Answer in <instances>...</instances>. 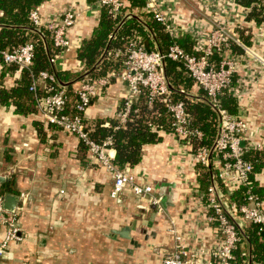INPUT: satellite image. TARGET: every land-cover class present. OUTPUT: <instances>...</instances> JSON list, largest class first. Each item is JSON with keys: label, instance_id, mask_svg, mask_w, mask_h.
Listing matches in <instances>:
<instances>
[{"label": "crops", "instance_id": "crops-1", "mask_svg": "<svg viewBox=\"0 0 264 264\" xmlns=\"http://www.w3.org/2000/svg\"><path fill=\"white\" fill-rule=\"evenodd\" d=\"M234 1H225V9L210 10L202 0H178L174 12L183 28L196 20L211 28L212 14L219 12L240 38L241 32L249 37L245 44L254 52L231 50L240 62L232 86L240 92L238 112L249 125L244 142L263 148L264 23L247 19V9ZM68 8L78 13L67 31L72 45L57 54L54 64L57 69L79 71L83 62L77 49L91 36L102 7L97 0H46L38 7L44 21L63 16ZM21 74V68L10 71L6 85H14ZM126 90L127 82L112 77L88 107V119L116 115ZM35 121L41 122L42 130ZM162 135L161 141L145 144L141 161L132 167L163 193L165 209L158 213L154 204L129 189L113 196L111 172L87 158L77 135L45 123L38 111L19 113L14 104L0 105V176L5 177L0 191L5 202L11 197L4 215L18 217L22 236L10 241L0 264H159L163 253L175 245L169 230L172 220L191 246H211L215 223L206 218L211 209L192 153L196 147L171 131ZM110 153L114 159L116 149ZM263 174L258 176L264 188ZM126 226L137 244L119 232ZM4 234L0 224V241Z\"/></svg>", "mask_w": 264, "mask_h": 264}, {"label": "built area", "instance_id": "built-area-1", "mask_svg": "<svg viewBox=\"0 0 264 264\" xmlns=\"http://www.w3.org/2000/svg\"><path fill=\"white\" fill-rule=\"evenodd\" d=\"M177 1L145 0L143 8L152 12L171 34L189 32L195 40L194 52L178 42L172 43L164 52L159 48L148 49L137 39H132L126 48L127 56L123 69L115 70L110 75L87 74L80 77L74 86V93L77 96L72 105L74 111L67 109L69 105L66 86L58 82L53 72L40 71L30 86L31 90H37L39 83L49 81L46 84V93L37 98L36 107L42 120L79 137L88 150L89 158L98 160L111 172L114 180L111 191L113 196H118L129 189L154 204L158 213L165 209L163 193L158 192L157 186L152 181L139 175L132 167H118L110 153L113 147L112 136H107L102 141L91 137L82 112L105 90L111 77H117L127 82V90L122 95V106L117 112L120 123L123 124L128 120L133 104L143 91H147L150 95V105L160 100L171 114V132L191 145H195L197 140L203 138V131L193 125L186 101L174 95L165 71L167 58L180 61L197 85L207 92L215 106L219 102L218 95L228 88L233 90L236 97L241 96L239 90L232 86L233 76L240 62L235 56L225 53L230 51L232 40L239 42L248 52H254L253 48L240 40L235 26L229 19L228 21L224 19L219 12L212 14L211 28L199 20L191 22L185 28L179 26L174 12ZM225 1L229 0H202L210 10L217 6L225 9ZM97 2L101 7H106L115 17L122 13L127 4L126 0H97ZM169 5H172V8ZM127 13L129 12L125 14ZM77 15L74 9L68 8L63 16H54L44 21L39 9L35 8L30 13V19L37 28L42 25L47 27L54 45L60 47L62 51L69 49L72 45L67 31L76 22ZM35 44V40L30 39L11 48L0 49L1 64L30 66L35 56ZM215 52L222 55L217 61L213 58ZM56 57L52 58L53 63ZM83 68L84 62L81 69ZM180 91L186 92L184 87L180 88ZM217 108L220 112V120L213 144H198L192 151L196 163L207 165L209 168L211 165L212 183L208 185L204 195L211 209V213L206 218L215 223V241L206 249L193 247L188 242L186 234L179 231L176 222L172 220L169 230L173 234L175 245L163 253L159 264H239L237 250H240L242 255L248 256L245 264H264V260L253 262L251 247L241 235L244 224L256 223L264 229V197L251 189L253 164L244 154V141L249 125L239 112L230 113L226 109ZM260 172L263 173L264 169ZM260 172L254 175V179L259 184L263 179L258 176ZM216 175L231 193L242 185H246L247 200L245 202L231 200L219 188ZM4 210L5 194L0 191V224L5 226L4 238L0 241V257L4 255L11 240L22 238L18 217L15 215L8 218L4 215Z\"/></svg>", "mask_w": 264, "mask_h": 264}, {"label": "trees", "instance_id": "trees-1", "mask_svg": "<svg viewBox=\"0 0 264 264\" xmlns=\"http://www.w3.org/2000/svg\"><path fill=\"white\" fill-rule=\"evenodd\" d=\"M44 1L46 0H0V49L11 48L30 39H34L36 43L35 56L30 66L19 67L17 64L5 66L1 64L0 56V105L14 104L15 110L19 113L37 111V98L46 93V84L49 81L39 83L37 90H31L30 86L42 70L53 72L58 82L68 83L66 86L69 105L67 109L74 111L72 105L77 98L74 93V86L77 83L75 80L79 81L81 74L87 69H92L90 74L93 76L110 75L115 70L123 69L127 56L126 48L132 39H137L148 49L159 48L166 52L172 43L178 42L189 51H195V40L189 32L171 34L166 26L153 16L152 12L139 10L145 5V0H131L125 5L122 13L116 17L102 6L98 24L94 27L91 36L84 39L77 49L78 58L84 62L83 69L79 71L57 69L52 58L56 57L61 48L54 45L52 35L47 27L42 25L37 28L30 19L31 11L38 8ZM235 2L247 9V19L254 20L257 24L264 23V0H235ZM128 10L136 12L139 17L132 15L123 20L124 14ZM240 35L241 38L240 36L239 38L242 42H249L247 35L242 32ZM107 47L108 50L105 53ZM231 50L233 53H242L244 46L236 40H232L230 51L225 54L233 55ZM216 55L219 58L222 57L218 52H215L213 58ZM17 68L22 69L21 77L14 85L8 87L5 83L6 75ZM165 71L175 87L173 89L175 97L186 101L193 125L203 131V138L197 140L195 146L198 144L212 145L219 129L220 112L217 107L226 109L230 113H237L239 110V101L233 90L228 88L224 93L218 95L219 102L215 106L207 92L197 85L180 61L167 58ZM182 87L186 92L180 91ZM194 88H198L195 89L198 97H194L190 93ZM149 98V93L143 91L133 104L128 120L123 124L120 123L117 114L96 117L94 120L88 119L87 109L94 99L82 112L91 137L102 141L107 136H112L113 147L116 149L113 162L118 167H133L138 164L143 157L145 144L161 141L162 133L172 130V117L164 103L157 100L154 101V105H150ZM121 106L122 102L117 104V112ZM35 124L42 130L40 121H35ZM81 144L85 146L82 141ZM244 148L245 157L253 164L251 189L262 197L264 188L254 179V175L264 168V147L258 148L254 144L245 143ZM198 167L201 185L207 188L212 183L210 168L201 163H198ZM216 180L219 188L231 200L237 202L247 200L246 185H242L231 193L217 175ZM241 232L243 239L247 240L251 247L253 262L264 260V229L261 225L244 224ZM237 254L238 263L245 264L248 256L242 255L240 250H237ZM245 259L247 260L245 261Z\"/></svg>", "mask_w": 264, "mask_h": 264}, {"label": "water", "instance_id": "water-1", "mask_svg": "<svg viewBox=\"0 0 264 264\" xmlns=\"http://www.w3.org/2000/svg\"><path fill=\"white\" fill-rule=\"evenodd\" d=\"M137 16V17H139V15L138 14H136V13H133V12H129V13H127V14H125L124 15V18H123V20L124 19H126L127 17H129V16ZM113 37V35L111 36V38ZM107 50H108V47L106 48V50H105V53L107 52ZM104 53V54H105ZM91 71H92V69H88L87 71H85L82 75H81V77H83V76H85V75H87V74H90L91 73ZM60 83L62 84V85H64V86H67V82H61L60 81ZM170 83V86L174 89L175 87L173 86V84L171 83V81L169 82ZM192 96H194V97H198V95H194V94H191ZM210 168H211V165H210ZM5 177L4 176H0V180H2V179H4ZM9 199H11V197H9ZM9 199L7 200L6 199V202H5V205L7 206L8 205V203H9ZM12 201V200H11ZM10 201V202H11ZM8 202V203H7ZM119 232L121 233V235H124V236H126V237H129V238H131L132 240H134V242H135V244H137L138 242H137V240H135V239H133L132 238V236L130 235V233H129V227H123V229H121V230H119ZM250 263H252V261L250 260Z\"/></svg>", "mask_w": 264, "mask_h": 264}, {"label": "rangeland", "instance_id": "rangeland-1", "mask_svg": "<svg viewBox=\"0 0 264 264\" xmlns=\"http://www.w3.org/2000/svg\"><path fill=\"white\" fill-rule=\"evenodd\" d=\"M195 89L197 90L198 88H194V90L193 91H195ZM86 153H87V158L90 160L91 158H89V156H88V150H87V148H86ZM91 160H95V161H97V162H99L98 160H96V159H91ZM101 163V162H100ZM102 164V163H101ZM103 165V164H102Z\"/></svg>", "mask_w": 264, "mask_h": 264}]
</instances>
